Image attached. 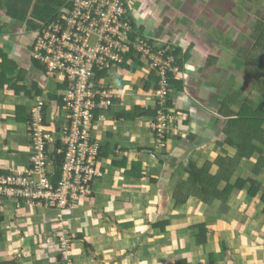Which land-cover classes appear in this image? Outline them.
<instances>
[{"label": "crops", "instance_id": "1", "mask_svg": "<svg viewBox=\"0 0 264 264\" xmlns=\"http://www.w3.org/2000/svg\"><path fill=\"white\" fill-rule=\"evenodd\" d=\"M153 15H157L156 12ZM146 26L151 28L149 22ZM24 28L25 26L15 27L14 36L11 39L7 37L11 40V43L7 42L10 46H7L8 44L6 46L11 48L10 54L19 67L28 70V80L31 82H28L27 86L30 87L32 82H36L41 90H44L43 98L50 101L47 117L49 110L55 115L52 116L53 123L49 121L51 124L47 126L60 130L64 120L61 117L62 121L58 122L55 118L61 105L59 106L55 100L47 99L49 93L61 95L60 84L57 80L50 79L45 72L32 66L28 47L33 44V39L21 37L26 30ZM195 60L188 59L186 62L183 69L185 88L182 92L174 94L176 108L181 112L177 119L178 121L180 118L184 119L182 123L189 131L188 138L181 141L177 139L181 145L179 148L173 146L172 148L178 152L174 150L175 152L167 154L164 165L147 155L154 146L151 116L140 117L131 123L115 122L114 118L115 113L122 108L129 110L130 113L134 112L135 107H140L145 113L149 109H154L153 82L148 92L144 91L146 83L140 86L143 89L142 98L137 100L139 104L135 102L132 109L125 104V97L129 93L124 91L118 93L123 97V103L119 102L110 112H100L103 116L98 123L101 130L95 128L98 132V140L105 148L108 146L110 154L113 150L119 154L118 161L127 157V168L112 167L109 158L103 165L105 173L101 172V179L94 183L93 195L89 199L81 200L70 212L69 218L73 224L74 237L72 255L75 264H86L84 259L86 256L92 264H264L262 193L251 200L247 194L249 186H246L244 190L234 192L224 206L217 201L210 205H202L196 198H191L185 205H176L173 199L176 184L187 178L185 167L189 162H194L198 168H201L206 162L213 163L219 156L234 158L237 153L235 148L225 144L228 119L219 113L221 102L233 89L229 88L227 91L224 89L226 94L220 98L218 96L221 92V89L218 90L220 84H217L216 80L208 85L204 81L206 76L198 73V69L190 71L191 64ZM197 67L203 70V65L197 64ZM149 73L147 70V75ZM249 75L250 72L247 77ZM148 80L149 76L146 77V81ZM51 82L58 83L55 86L57 93L47 90L46 87ZM228 84L232 86L233 82L230 83L228 80ZM247 87L246 83L244 88ZM253 87H255L254 83ZM256 91L259 96L264 95L263 90L256 89ZM151 92L152 96H150ZM200 93L202 101L204 100L208 106L215 105L213 107L215 109H208L206 105L202 107L196 103L195 100L199 99ZM4 95L10 94L0 91V143L17 144L19 138L16 135L21 131L18 129L17 134L12 135V122L6 118L10 113H15V107L18 105L14 106L7 102L3 98ZM243 98L250 100V105L252 99L256 102L255 98L244 95ZM253 109L256 110V107ZM174 126L177 128L179 123ZM137 130H145L144 134L141 133V137L139 136L142 138L140 140L138 135L135 136ZM124 134H128V138L123 137ZM130 134L134 136L130 137ZM3 136L6 138L4 141L1 140ZM31 144H29L30 149H32ZM138 144L141 148L145 147L140 149L141 153H136L133 149ZM169 145L171 146V142ZM255 145L264 153V146L257 142ZM29 156L30 154L26 157V161L21 163L22 167L29 162ZM135 163H142L145 170L144 175L139 179L131 176ZM251 166L252 162L243 163L242 168L236 173V178H244L245 174L249 176ZM217 169L213 166L212 172L217 173ZM260 177L264 189V175L260 174ZM32 205L36 206V204ZM10 206L15 212L12 216L13 226L3 227L5 222L0 226V264H64L57 260L59 249L53 229L55 213L44 210L39 222L30 217L24 218L21 214L22 209L25 208L23 205L17 209L15 204L10 203L7 208ZM15 218L18 219L19 225ZM201 230L208 232L206 242H203Z\"/></svg>", "mask_w": 264, "mask_h": 264}, {"label": "built area", "instance_id": "2", "mask_svg": "<svg viewBox=\"0 0 264 264\" xmlns=\"http://www.w3.org/2000/svg\"><path fill=\"white\" fill-rule=\"evenodd\" d=\"M69 4L72 9L68 8ZM61 11L57 22L44 28L42 33H36L33 47L35 57L46 67V75L64 85L65 90L60 95L64 106L58 111L62 112L64 122L59 132H46L42 105L33 109L36 154L32 162L35 168L0 176V202L18 198L37 204L45 200L48 207L67 210L93 195L91 183L95 177L102 176L97 169L100 141L94 138L93 132L102 116L96 122L95 113L114 109L118 99L123 102L115 85L108 80L112 74L115 78L124 76L125 70L120 65L126 57L138 59L141 64L145 61L147 68H156L161 77L157 90L160 108L157 123L152 124L158 144L162 146L165 135L174 131L173 111L165 114L164 109L169 95L167 73L172 71L177 75L178 69L168 60L167 49H157L161 45L143 32L128 0H68ZM130 64L135 67V62ZM115 69L117 74L112 72ZM47 142L54 146L61 142L67 149L56 189L45 168ZM151 157L155 158L156 154ZM66 234L68 232L60 237L61 255L67 264H73L69 256L71 242Z\"/></svg>", "mask_w": 264, "mask_h": 264}, {"label": "trees", "instance_id": "3", "mask_svg": "<svg viewBox=\"0 0 264 264\" xmlns=\"http://www.w3.org/2000/svg\"><path fill=\"white\" fill-rule=\"evenodd\" d=\"M66 5H68V0H0V9L5 11V13L3 14L0 11V13L2 14H0V42L3 39H7V37L11 39L12 36H14L15 27L22 28L25 26L28 31L42 33L44 31V28L51 25L53 22L58 21L60 15L62 14L61 10ZM68 8L72 9L71 4H69ZM142 28L143 32L146 34L147 30H145L144 27ZM169 37L170 36L168 35V37L166 38L168 42H170ZM251 38L255 43L254 48L264 53V21H260L257 23L254 34ZM149 43L150 45H153L154 42L152 41ZM33 45L34 44H31L30 47H28V52H30L31 54L30 62L35 69L39 71L41 70L46 73V67L43 66L42 62L37 60L34 55ZM159 48L167 49L168 60L171 61V65L173 68L178 69L177 75L172 71L167 73L169 95L167 98L168 101L166 104V109H164L165 114L173 111L171 113H173L174 116L178 117V115H181V112L176 108L174 94L182 92L185 88V78H182V76L179 75L183 74L184 66L188 59L191 57V54H189V52L183 53L182 49L174 47L171 44H163L157 49ZM10 50L11 49L8 50L6 47L0 49V91H5L10 95L12 93V96H15L17 98H25L33 103V106L35 105L34 107H32V105H18L15 107L16 110L14 113L16 124H23L27 126L28 134L32 137V153L29 156V162L25 163L23 165L25 167H23L22 169H29L31 171L35 168V166L33 165L34 162H32V158L34 154H36V150L34 147L35 142L33 137V125L35 122L33 109L41 104V107H43L41 115L43 117L44 128L47 129L50 133L53 131H57V128L54 129L52 126H47L51 124L49 123L46 114L47 110L50 107V105H48L50 101H46L45 98H43L44 90L42 91L41 87H39L36 82H32L30 87L27 86V84L31 82L28 80V70L24 67H19L17 62H15L12 58ZM236 55L238 57L245 56L246 59H244V61L248 60V54L244 53L243 51H238ZM216 61L217 57L211 56L206 62V65L209 67L213 66ZM131 62H135V64L137 63L138 66L142 65L138 61V59H135L134 61L131 60V57H126L125 62H123V64H121L120 66L123 70L133 73L137 70V68L134 66L130 67ZM112 72L117 74L116 69ZM149 72V80H143V84L146 83L144 91H150L149 87L152 82L154 83L153 89L154 91H156L160 88L159 82L161 80V77L158 75L156 68L150 69ZM100 75H103V73L101 72ZM123 79L124 76H122L121 78L120 75H118V78H115L114 74H112L108 81L113 84H118V82L122 81ZM246 83L248 86L253 83L257 84L259 85L257 86V89L259 91L262 90L261 83L262 85H264V57L258 62L257 68H254L250 72ZM63 86V84L59 85L61 90H65ZM136 89L137 88H135V90ZM242 93L243 91L241 90V88L235 87L234 90H232L231 94L221 102V107L219 110L220 115L228 119V124L225 129V144L232 148H235L237 150L236 155L234 156V158H230L228 156H219L216 161H214L213 163L206 162L201 168H198L194 162H189L187 167H185V174L187 175V178L185 180L178 181L174 190L173 199L175 200L176 205H185L191 198H196L202 205H210L213 204L214 201H217V203L224 206L229 198L233 196L234 192H240L244 190L246 186H249L247 194L251 200L256 199L257 196L261 193V199L264 200V189L262 188V184L259 180V178H261L260 174L264 175V153L255 145V142H257L264 146V108L259 107L258 109L256 108V110L253 109L257 106L255 100L252 99V103L250 105V100H245ZM49 98L51 101L55 100V102H58L59 106H64L62 97L49 93V97L47 99ZM120 101L121 100L118 99L115 102L118 105ZM230 106H234V108L232 109V107L230 108ZM159 108L160 107L156 101L155 108L152 110H147L146 113L143 112L140 107H135V110L132 113H130L129 110H125L122 108V110H124L122 113H120L122 110L115 113V122L117 121L131 123V121H135L140 117L146 118V116H151V118L153 119L152 122L157 123ZM111 110L112 109H110V111ZM95 116L96 122H98L102 114L97 111L95 113ZM56 117L58 118L57 114ZM173 124H176V122H173ZM95 128L101 130V127L98 125ZM97 129H94L93 131L95 139L99 138V136H97ZM153 132L154 146L151 152L155 154V152H157L160 147L163 152L166 151V153H164L163 155H158L159 157L157 158V161L161 162L164 165L166 162V156H168L167 154H169V152H167V149H172V147L169 145V141L173 138L172 134L175 131L165 135V138L162 140L164 143L162 146H160L157 142V132ZM8 144L9 143L5 144V146H8ZM66 150V147L62 146L61 142H58L56 146H54L53 144H48V142L45 145L44 156L46 162V173L51 179V183L55 189L58 187L61 181L63 167L66 163ZM114 151L115 150H113V153L110 154V151H108V146L105 148L104 145L100 142V155L98 158L99 162L97 164V169L100 172L105 173V169L103 168L105 166L103 165L109 160V158H111L112 167L127 168V157L123 158L121 161H118L119 154ZM245 162H252L251 174L249 176L245 174L244 178H236L237 171L242 168V164ZM213 166H216L218 168L217 173L212 172ZM12 167H14V165L1 168L0 176H10L12 175L14 170L18 171L19 169L17 166H15V168L17 169L12 170L10 169ZM133 170L134 171L131 176L138 179L141 178L145 172V170H143L142 163L133 164ZM100 179L101 177L94 178L93 182L91 183L93 188L94 183ZM184 189H186L187 191H185ZM89 198L90 197H88L87 199ZM4 202H13V204H15V202H18L20 205H23V207L29 204H33L31 200L18 198L5 200ZM36 206L42 207L40 209L43 211L46 207H48L46 206L45 200L39 201ZM72 209L68 208L65 212H72ZM5 220L6 218L4 217L3 213H0V226L5 222ZM207 233L208 232L201 230V236L204 239L203 242H206L205 239L207 237ZM61 234L62 233L55 231V238L57 240V247L59 249V256L57 260L58 262L67 264L63 260V257L61 255ZM65 237L71 242L72 247L74 243L72 232H68ZM72 251L73 249H71L69 256L72 263L75 264Z\"/></svg>", "mask_w": 264, "mask_h": 264}, {"label": "rangeland", "instance_id": "4", "mask_svg": "<svg viewBox=\"0 0 264 264\" xmlns=\"http://www.w3.org/2000/svg\"><path fill=\"white\" fill-rule=\"evenodd\" d=\"M128 2L134 10L136 19L139 20L140 24L145 30H147V37L152 38V40L159 44V46L163 44H171L174 47L182 49L183 53L189 52V54H191V57L189 58L190 61L196 59L191 64L193 67L191 66L192 69H190V71L193 72L198 69L200 71H198V73L206 76L204 81L208 85L216 80V83L220 84L218 86L220 87L218 90L221 89V92L218 93L220 98L225 96L226 91L229 88L234 90L235 87H240L243 89L242 94L244 96L256 99L257 109L259 107L264 108V95L260 94L259 96L258 91H256L257 86L259 85L255 84V87H253V84H251L252 86H248L247 89L244 88V85L246 84L245 82L248 80V72L257 68L258 62L264 57V53L254 48L255 43L251 38L254 34L257 23L264 21V0H128ZM0 11L2 14L5 13L2 9H0ZM155 12L157 15H153ZM148 22L149 25H151V28H147L146 24ZM148 31H151L153 37ZM23 34L24 35H21V33H19L18 35L31 40L36 37L34 36L36 35L35 33L28 30H25ZM168 35L170 36V42L166 40ZM16 38L17 36L14 37L13 41H15ZM1 42L0 49L5 47L8 50L11 49L7 47L10 46L8 43H11V40L3 39ZM238 51H243L248 54V63L247 61H244V59H246L245 56L238 57L236 55ZM211 56L217 57V61L213 66L209 67L206 65V62ZM142 64L143 66H138L137 63L135 64L137 70L132 75L127 73L128 71L123 72L124 79L118 82L117 85L119 93L124 92L125 86L126 90L130 91L129 95H126L125 97V104L130 109H132L137 100H141L142 88L140 86L143 84V80H146V77L148 76L146 62L142 61ZM197 64L201 66L203 65V70L197 67ZM179 76L184 78L183 74H180ZM228 80H230V83L233 82L232 86H230L231 84H228ZM57 84L58 83L51 82L46 88L51 92L57 93L55 89ZM135 88L137 89L135 90ZM224 89H226V91H223ZM261 89L264 91V85H262V83ZM12 95V93L11 95H4L3 98L14 106H35L25 98H17ZM150 96H152V92ZM157 96L158 92H154V99H156ZM199 96V99L196 98L195 100L196 103H199L202 107L207 106L208 109H215L213 108L215 105L211 104V106H208L204 100L202 101L203 98H201V93ZM178 97L179 96H177V99ZM137 103L139 104V101H137ZM54 115L55 113L53 114L52 110H49V121L52 122V116ZM57 116L58 118H55V120L61 122V112H58ZM6 119L12 122L13 128H11V131L14 132H11L12 135L17 134L16 131L18 129L21 132L19 131L20 133L16 135L17 138H19L17 144L5 146L3 142L0 143V169L14 165V167L10 169H17L15 168V166H17L19 168L18 170H22L23 167L21 166V163H24L27 159L26 157L32 153L29 145L32 142V137L28 134L27 126L16 124L14 113H10ZM182 120L184 119L180 118L178 121L174 116V122L179 123V126H177L176 129H173L176 131L172 134V137L175 136L173 140H176V142L171 139V141H169V143L171 142V147L179 148V145H181V139L185 140L188 138L189 131L185 128ZM173 125L175 124H172V126ZM45 131L48 132L47 129H45ZM143 132H145V130H137V132L134 133L135 136L138 135L137 137L139 138ZM129 136L132 137L134 134H130ZM123 137L128 138V134H124ZM5 139V136H3L1 140L4 141ZM140 139L142 138H139V140ZM177 139H180V141H177ZM143 148L145 147L141 148L138 144V146L133 149H135L134 151L136 153H141L142 150L140 149ZM174 150L173 148L171 150L167 149V152L173 153L176 151ZM176 152H178V150ZM164 153H166V151L163 152L160 147L159 150L155 152V158L151 157V154H153L151 151H148L147 155L149 158L157 161V158L159 157L158 155H163ZM109 170L111 171V169ZM16 171L17 170H14L13 172ZM108 184L109 182L106 183V186H108ZM10 203L13 202H0V213H3L6 218L5 224L2 226L6 228L12 225V216L15 214L11 206L7 208V205L9 206ZM15 205L17 209L21 206L18 202H15ZM78 206L76 208H78ZM40 208L42 207L29 204V206H25V208L22 209L21 214L26 219L30 217V219L40 222L44 215V211ZM46 209L49 212L55 213L56 219L53 222V229L62 233L60 237L63 236L64 232H72L73 224L69 218L71 211L65 212L66 210H61L56 206L46 207L45 210ZM159 211L161 212V209ZM15 221L17 222L18 219L16 220L15 218ZM17 224L19 225L18 222ZM84 259L86 264H92L87 256Z\"/></svg>", "mask_w": 264, "mask_h": 264}, {"label": "clouds", "instance_id": "5", "mask_svg": "<svg viewBox=\"0 0 264 264\" xmlns=\"http://www.w3.org/2000/svg\"><path fill=\"white\" fill-rule=\"evenodd\" d=\"M133 11H134V10H133ZM136 20H137V19H136ZM137 22H138V24H140L139 20H137ZM140 27L142 28L143 26L140 24ZM25 29H26V27H25ZM26 30H27V29H26ZM30 32H33V31H30ZM33 33H35V31H34ZM35 34H36V33H35ZM34 36H36V35H34ZM34 40H35V38L33 39V43H34ZM142 65H143V64H142ZM147 70H150V69H147ZM135 72H136V71H135ZM135 72H133V73H135ZM133 73H132V74H133ZM148 76H149V75H148ZM114 85H115V87L117 88V85H118V84H114ZM116 90H117V93H119V92H118V88H117ZM124 91L127 92V93L130 92L129 90H126V87L124 88ZM154 92H157V90L154 91ZM119 95L121 96V94H119ZM122 98H123V97H122ZM155 101L157 102V98L155 99ZM123 102H124V101H123ZM123 102H122V103H123ZM152 124H153V122H152ZM151 129H152V126H151ZM173 129H176L174 125H173ZM152 130H153V129H152ZM174 131H175V130H174ZM174 131H173V132H174ZM93 193H94V192H93Z\"/></svg>", "mask_w": 264, "mask_h": 264}]
</instances>
